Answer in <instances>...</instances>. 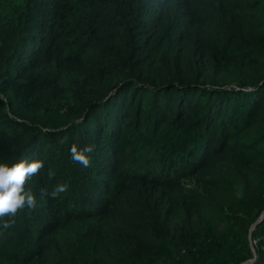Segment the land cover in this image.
I'll list each match as a JSON object with an SVG mask.
<instances>
[{
    "label": "trees",
    "instance_id": "obj_1",
    "mask_svg": "<svg viewBox=\"0 0 264 264\" xmlns=\"http://www.w3.org/2000/svg\"><path fill=\"white\" fill-rule=\"evenodd\" d=\"M34 158L0 264H264V0H0V163Z\"/></svg>",
    "mask_w": 264,
    "mask_h": 264
},
{
    "label": "clouds",
    "instance_id": "obj_2",
    "mask_svg": "<svg viewBox=\"0 0 264 264\" xmlns=\"http://www.w3.org/2000/svg\"><path fill=\"white\" fill-rule=\"evenodd\" d=\"M95 145H85L78 148L73 144L70 148L71 160L79 163L84 168L92 166V153ZM44 169V161L40 159H21L19 162L8 165L0 163V226L9 228L14 224V218L25 208L35 209L37 200L34 193L26 188V182L38 175ZM49 178L55 173L49 170ZM67 184H58L50 193L56 198L60 193L67 191ZM41 197H46L49 192L46 188L41 189ZM253 258H256L254 255ZM254 262V261H252Z\"/></svg>",
    "mask_w": 264,
    "mask_h": 264
},
{
    "label": "water",
    "instance_id": "obj_3",
    "mask_svg": "<svg viewBox=\"0 0 264 264\" xmlns=\"http://www.w3.org/2000/svg\"><path fill=\"white\" fill-rule=\"evenodd\" d=\"M263 218H264V211L262 212L260 217L255 221V223L252 224V226L250 227V231H252L255 228V226L262 221ZM254 260L255 258H253L251 261H254Z\"/></svg>",
    "mask_w": 264,
    "mask_h": 264
},
{
    "label": "rangeland",
    "instance_id": "obj_4",
    "mask_svg": "<svg viewBox=\"0 0 264 264\" xmlns=\"http://www.w3.org/2000/svg\"><path fill=\"white\" fill-rule=\"evenodd\" d=\"M250 236H251V233H250ZM252 243H253V245L255 244V242H252ZM252 248H253V247H252ZM253 251H255L254 248H253ZM251 260H252V259H251ZM251 260L249 261V263L252 262Z\"/></svg>",
    "mask_w": 264,
    "mask_h": 264
}]
</instances>
